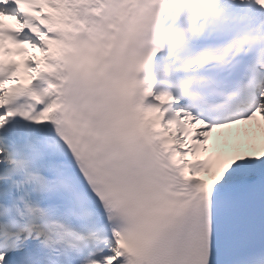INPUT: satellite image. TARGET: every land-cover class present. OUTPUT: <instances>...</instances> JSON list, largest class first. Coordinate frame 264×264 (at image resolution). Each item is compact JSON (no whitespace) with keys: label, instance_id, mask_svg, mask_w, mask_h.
Returning a JSON list of instances; mask_svg holds the SVG:
<instances>
[{"label":"snow or ice","instance_id":"snow-or-ice-1","mask_svg":"<svg viewBox=\"0 0 264 264\" xmlns=\"http://www.w3.org/2000/svg\"><path fill=\"white\" fill-rule=\"evenodd\" d=\"M0 264H264V0H0Z\"/></svg>","mask_w":264,"mask_h":264}]
</instances>
